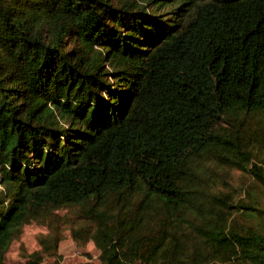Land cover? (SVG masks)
<instances>
[{"label": "trees", "instance_id": "1", "mask_svg": "<svg viewBox=\"0 0 264 264\" xmlns=\"http://www.w3.org/2000/svg\"><path fill=\"white\" fill-rule=\"evenodd\" d=\"M63 207L98 264H264V0H0V264Z\"/></svg>", "mask_w": 264, "mask_h": 264}, {"label": "rangeland", "instance_id": "2", "mask_svg": "<svg viewBox=\"0 0 264 264\" xmlns=\"http://www.w3.org/2000/svg\"><path fill=\"white\" fill-rule=\"evenodd\" d=\"M230 174L232 183L241 181L237 170ZM53 219L51 222L31 220L25 223L19 236L9 242L3 264H25L28 254L41 248L40 238L46 234L57 235L58 246L55 255L45 254L39 264H98V249L93 242L72 235V228L83 223L76 217L75 208H59Z\"/></svg>", "mask_w": 264, "mask_h": 264}]
</instances>
